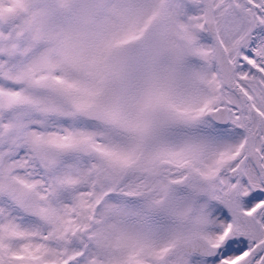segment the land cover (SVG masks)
<instances>
[{
	"label": "snow or ice",
	"instance_id": "1",
	"mask_svg": "<svg viewBox=\"0 0 264 264\" xmlns=\"http://www.w3.org/2000/svg\"><path fill=\"white\" fill-rule=\"evenodd\" d=\"M0 264H264V0H0Z\"/></svg>",
	"mask_w": 264,
	"mask_h": 264
}]
</instances>
